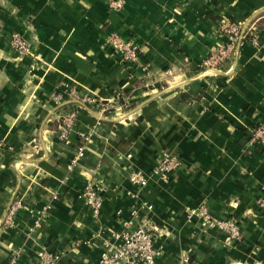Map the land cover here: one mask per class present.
<instances>
[{
	"label": "crops",
	"instance_id": "obj_1",
	"mask_svg": "<svg viewBox=\"0 0 264 264\" xmlns=\"http://www.w3.org/2000/svg\"><path fill=\"white\" fill-rule=\"evenodd\" d=\"M111 1L0 0V264H38L42 248L56 264H99L104 239L116 244L113 232L141 222L155 229L153 264H264V149L246 145L264 124V34L204 65L222 21L264 26V0ZM12 32L29 52L12 49ZM110 33L139 44V59L126 62ZM74 92L108 108L78 107L73 146L80 131L90 138L70 172L55 115ZM165 152L181 160L169 179L154 172ZM132 170L148 183H132ZM88 181L103 189L97 216L82 197ZM14 199L22 206L6 224ZM201 204L235 216L240 240L228 246L221 229L189 215Z\"/></svg>",
	"mask_w": 264,
	"mask_h": 264
},
{
	"label": "built area",
	"instance_id": "obj_2",
	"mask_svg": "<svg viewBox=\"0 0 264 264\" xmlns=\"http://www.w3.org/2000/svg\"><path fill=\"white\" fill-rule=\"evenodd\" d=\"M111 6L119 7L120 0H112ZM220 32L222 41L218 44L216 50L210 52L204 60L206 67H218L223 64L231 55L240 50L241 45L248 39L245 37L246 29L248 35L252 36L251 41L257 44L260 39L258 25L255 23L249 26L244 22H234L224 20L220 24ZM248 27V28H247ZM107 43L113 50L119 52L123 59L128 62H136L139 59L140 46L131 40H127L116 33H110L106 36ZM9 43L12 49L19 54H26L30 51V41L20 32H12L9 36ZM74 104L70 109L61 108V111L55 115L57 121V136L59 141L69 149V158L67 161V169L71 172L80 163L85 153V143L90 138V132H79V141L73 146L71 139V130L76 117L79 114L78 107L80 104L97 103L100 108L105 111L108 108V102H102L90 97H79L74 92ZM258 143L264 149V124L254 127L250 131V136L246 142ZM181 164L180 157L170 153H163L155 173L164 179H169L171 174L179 168ZM130 181L138 186H145L148 183L147 177L139 170H132L129 175ZM83 200L88 204L90 209L97 216L103 206L104 195L103 189L94 181H88L82 192ZM259 207L264 208V198L258 202ZM22 206L20 199H14L10 204L6 216L5 223L10 224L16 211ZM190 216H199L203 219L206 226H217L225 235V244L231 246L236 240H240L242 236L241 223L235 216L226 218H218L214 216L209 208L205 205H199L189 210ZM39 224L37 223L35 227ZM113 235L119 239L114 244L107 239L103 241V251L99 258V264H153L158 254L154 245L155 229L150 227L146 222H141L135 227L126 226L120 232H113ZM57 255L46 248H42L37 252L38 264H56ZM11 264H19L17 258L13 256L10 260ZM179 264H191L189 257H184Z\"/></svg>",
	"mask_w": 264,
	"mask_h": 264
},
{
	"label": "trees",
	"instance_id": "obj_3",
	"mask_svg": "<svg viewBox=\"0 0 264 264\" xmlns=\"http://www.w3.org/2000/svg\"><path fill=\"white\" fill-rule=\"evenodd\" d=\"M248 28V27H247ZM258 31H259V34H264V26L260 25L259 28H258ZM245 37L246 38H251L252 36L248 35V29H246V33H245ZM235 54V53H234ZM123 83V82H122ZM118 102L120 104V106L123 108V110H128L130 109L131 107H133V104L130 103L128 100H127V94H124V93H120L119 95V98H118ZM258 126V125H257ZM255 126V127H257ZM250 136V133L248 134V137H247V140Z\"/></svg>",
	"mask_w": 264,
	"mask_h": 264
}]
</instances>
